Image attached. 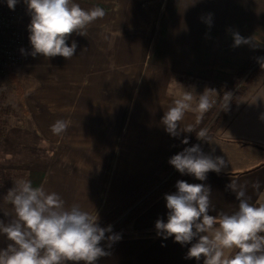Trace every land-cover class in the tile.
Returning <instances> with one entry per match:
<instances>
[{"label":"crops","instance_id":"0c3cea01","mask_svg":"<svg viewBox=\"0 0 264 264\" xmlns=\"http://www.w3.org/2000/svg\"><path fill=\"white\" fill-rule=\"evenodd\" d=\"M75 2L84 9L99 6L105 16L89 25L86 35L69 37V46L77 43L72 58L33 57L26 27L22 74L32 82L25 96L31 125L11 127L4 149L18 150L12 154L18 157L15 172L25 173L34 187L60 194L66 206L96 211L101 220L153 177L188 133L173 137L162 123L182 96L174 91L178 80L226 85L264 46V0ZM234 33L252 42L234 46ZM254 81L252 93L202 150L223 157L227 167L219 174L210 171L205 181L187 174L178 179L210 186L215 206L210 215L237 210L236 195L226 188L232 179L247 184L251 202H264V100H256L264 94V68ZM196 116L186 112L181 127L194 126ZM57 120L70 121L62 135L51 131ZM29 128L37 139L27 147L22 133ZM29 148L35 151L26 152ZM257 180L259 192L251 186ZM175 185L134 220V230H156L158 219L167 222L164 197L177 191ZM6 195L0 198L5 223L10 217L4 213H13ZM8 243L0 235V249ZM191 243L158 235L121 238L110 248L104 245L110 255L98 264H203V257L186 258Z\"/></svg>","mask_w":264,"mask_h":264},{"label":"clouds","instance_id":"9594fccd","mask_svg":"<svg viewBox=\"0 0 264 264\" xmlns=\"http://www.w3.org/2000/svg\"><path fill=\"white\" fill-rule=\"evenodd\" d=\"M17 2L7 0V5L14 10ZM24 3L31 17L28 30L33 57L40 54L46 58H72L77 43L73 41L69 46L66 43L69 37L73 33L86 35L89 25L105 16L103 8L84 9L75 0H24ZM233 38L234 46L252 42L238 33ZM206 90L199 95L195 107L190 92L173 102L162 117L168 134L178 137L181 132L195 131V126L181 127L180 122L186 112L192 111L197 113L196 124H199L216 104ZM257 99L264 100V94H258ZM225 101L222 110L228 111L230 94H225ZM260 119L264 120V114ZM69 126L70 121L57 120L51 125V131L62 135ZM196 135L197 139L211 143L206 128H201ZM182 143L188 144V139ZM169 164L182 175L205 181L207 173L219 174L229 162L223 157L205 154L197 144L173 155ZM14 185L6 195L13 213H4L10 217L7 223L0 220V235L9 241L6 248L0 249V264H98L101 258L110 255L102 242L110 248L121 239L113 233L111 225H100L96 211H86L75 203L66 206L60 194L49 192L42 185L34 187L28 179H18ZM251 186L256 192L261 190L259 180ZM175 187V193L164 197L167 222L156 221L158 236L174 237V242L181 245L195 239L186 258L200 261L203 257V264H264V202H251L246 183L232 179L226 188L235 193L237 210L218 211L216 215L209 214L210 210L215 211L210 186L178 180Z\"/></svg>","mask_w":264,"mask_h":264},{"label":"rangeland","instance_id":"374dc122","mask_svg":"<svg viewBox=\"0 0 264 264\" xmlns=\"http://www.w3.org/2000/svg\"><path fill=\"white\" fill-rule=\"evenodd\" d=\"M156 3L158 2H155V4ZM157 5H159V3ZM15 9L18 12V17H19L18 24L21 28L20 33L22 37V44L19 49V58L16 61L8 62L7 64L1 66L3 71L0 72L1 74L0 75V198H3V196H5L8 193V191L15 186L14 182L16 180L24 179V176H25L24 175L25 173L23 172H15L17 170L16 169L17 166L15 163L18 162L17 160L18 157L16 156L12 157V154H14V151L17 152L18 150L10 149V147H8V150L6 148L4 149V144H5L4 137L7 135L11 127L12 128L21 127L23 125L26 127H30L31 125L30 120L27 118L28 107L25 103L26 102L25 96L27 94L28 88L31 86L30 83L32 82L29 81L30 83H28L27 79L24 78L22 74L23 72V58H22L23 53L21 51V49H23L26 27L30 24L31 17L27 10L26 4L24 3V0H18L15 6ZM263 48L264 46L261 49ZM257 52H259V50ZM1 56L3 59H10L8 56H6L4 52ZM262 59H260V61H262ZM10 60L12 61L13 59H10ZM260 61H258L248 71V73H246L243 77L237 78L235 74V77L232 80H234L236 83L230 88V90L227 89V86L229 83L223 86H217L211 83L196 81V80H188V79L185 80L183 78H180L178 80L177 83L180 84V87L178 86L174 87V91H176L179 95L180 94L183 95L185 92L192 93L194 97L193 102H192L193 107H195L196 102L199 99V95H202L206 89H208L206 91H209L210 96L213 99H215L216 104L208 112L205 113L208 116H207L206 122L202 126V128H206L208 130L209 137H212L216 134V132L221 127V125L229 119L232 112L241 103V101L245 99L246 97H248L252 93V91L255 89L256 83L254 80L256 78V75L262 69L254 77L253 76L249 77V75L256 68V66L260 63ZM247 62H245L237 70V72ZM236 93H237V96L235 98L234 95ZM225 94L231 95V101L229 103L228 111L222 110L224 104L226 103ZM217 124H218V128L215 129ZM18 132L19 131H17V133ZM22 135L24 137H27L28 139L27 147H29L30 144L33 143L35 139H37L35 131L31 128L23 132ZM17 137H20V135H18ZM200 142L201 140L197 139V136H196L195 139L192 141V143L188 147L197 145ZM31 146L35 148V145H31ZM34 151L35 149H32V148H29L26 150V152H34ZM13 160H16L15 163H13L14 162ZM175 171L176 169L172 167L169 173L162 176L161 182L156 184V186L153 189H151L144 196H142L128 210H126L121 215H119L116 221L124 220L130 211H132L142 201H144L148 196H150L153 193V191H155L161 185V183L166 181L170 177V175Z\"/></svg>","mask_w":264,"mask_h":264},{"label":"trees","instance_id":"16d2710c","mask_svg":"<svg viewBox=\"0 0 264 264\" xmlns=\"http://www.w3.org/2000/svg\"><path fill=\"white\" fill-rule=\"evenodd\" d=\"M263 58V59H262ZM262 59V61H260ZM260 63L256 66V68L250 73L249 77L255 76L261 69L264 68V48L259 50L237 73V78L243 77L248 71L258 62ZM262 64V65H261ZM236 82L232 80L229 82L227 89L230 90V88L235 84ZM235 98L237 96V93L234 95ZM234 100V98H233ZM207 114L203 115V118L199 124H194L195 131L198 132L203 124L206 122ZM220 127V126H219ZM218 128V124L215 127V129ZM188 132L185 137L182 139V141L187 138L188 144L182 143V141L179 143V145L176 147L174 152L172 153L171 157L175 154H178L179 152L183 151L184 148L188 147L192 141L195 139L196 132ZM208 142L201 141L199 143L201 149L206 146ZM170 157V158H171ZM169 158V159H170ZM168 161L160 168V170L155 174L151 179H149L143 186H141L136 192L131 194L128 198H126L123 202H121L116 208H114L111 212H109L106 216H104L101 220L98 222L102 227H107L109 225L112 226L113 233H117L121 236V238H129L134 236H153L157 235V230L154 229H147V230H141L136 231L132 228V223L134 220L142 214L150 205H152L156 200H158L162 195H164L182 176L177 170L173 172L170 177L161 183V185L153 191V193L148 196L144 201H142L137 207H135L132 211H130L127 215V217L124 220H117L118 216L121 215L123 212L128 210L134 203H136L142 196H144L147 192H149L151 189H153L156 184L161 182L162 176L169 173L172 169V165L169 164ZM115 222V223H114ZM113 224V225H112ZM107 235V234H106ZM106 242H102V246H104Z\"/></svg>","mask_w":264,"mask_h":264},{"label":"built area","instance_id":"2783aa9c","mask_svg":"<svg viewBox=\"0 0 264 264\" xmlns=\"http://www.w3.org/2000/svg\"><path fill=\"white\" fill-rule=\"evenodd\" d=\"M18 20L17 10L10 9L7 0H0V72L3 71L1 66L19 58L22 37ZM3 52L13 60L3 59L1 56Z\"/></svg>","mask_w":264,"mask_h":264}]
</instances>
